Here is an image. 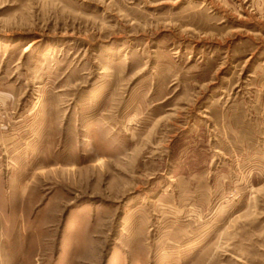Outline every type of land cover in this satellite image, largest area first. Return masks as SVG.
<instances>
[{
	"label": "rangeland",
	"instance_id": "374dc122",
	"mask_svg": "<svg viewBox=\"0 0 264 264\" xmlns=\"http://www.w3.org/2000/svg\"><path fill=\"white\" fill-rule=\"evenodd\" d=\"M0 264H264V0H0Z\"/></svg>",
	"mask_w": 264,
	"mask_h": 264
}]
</instances>
